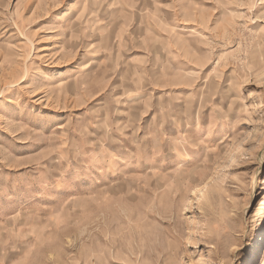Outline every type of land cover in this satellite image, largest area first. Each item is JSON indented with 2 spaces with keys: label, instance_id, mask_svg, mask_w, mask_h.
<instances>
[{
  "label": "rangeland",
  "instance_id": "obj_1",
  "mask_svg": "<svg viewBox=\"0 0 264 264\" xmlns=\"http://www.w3.org/2000/svg\"><path fill=\"white\" fill-rule=\"evenodd\" d=\"M0 264H264V0H0Z\"/></svg>",
  "mask_w": 264,
  "mask_h": 264
}]
</instances>
